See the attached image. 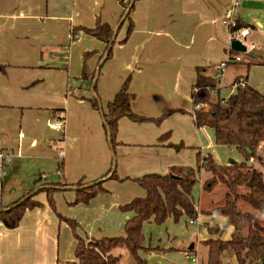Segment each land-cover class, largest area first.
Wrapping results in <instances>:
<instances>
[{"label":"crops","instance_id":"1","mask_svg":"<svg viewBox=\"0 0 264 264\" xmlns=\"http://www.w3.org/2000/svg\"><path fill=\"white\" fill-rule=\"evenodd\" d=\"M123 11L121 0H0V153L13 158L3 170L0 161V210L26 190L66 184L53 195L56 210L50 207L47 193L40 192L34 200L41 206L28 210L18 228L7 229L0 221V264L76 262L75 235L85 239L124 235L133 214L121 207L145 196L134 180L166 175L172 167L196 171L198 153L213 157L209 150L214 147V131L196 128L192 90L197 68L218 77L228 53L230 30L223 25L230 11L250 29L246 39L254 47L244 58L240 54L241 62L228 65L218 83V96L227 99L234 94L238 78L264 94V0H138L131 15L133 33L127 43L116 44L105 64L104 73L109 71L114 78H109L108 87L106 80L102 82L105 76L97 80L100 116L88 102L95 97L94 91L73 90L71 81L79 85L83 53H96L89 62L94 71L106 45L83 32L73 39V30L94 28L98 20L117 30ZM127 27L124 22L118 42L125 39ZM229 68L228 83L223 84ZM127 79L135 114L167 117L160 124L121 119L112 149L102 112ZM58 113L66 120L62 136L52 127ZM180 144L186 148L177 151L170 146ZM113 163L118 180L106 179V192L88 204L73 205L76 190L71 186L99 180ZM199 172L206 181L210 177L204 169ZM37 174L39 180L34 182ZM50 176L54 180H47ZM201 195L197 205L204 210L203 187ZM65 218L77 222L75 233ZM226 221L200 212L197 223L204 224L205 232L200 243L212 237L210 228H224ZM232 232V227L227 228L223 239L229 240ZM176 239L168 235L163 244L160 239L148 242L145 238L144 248L152 250L143 251L141 258L147 264H186L182 260L195 254L197 245L192 243L190 251V246L181 248Z\"/></svg>","mask_w":264,"mask_h":264},{"label":"trees","instance_id":"2","mask_svg":"<svg viewBox=\"0 0 264 264\" xmlns=\"http://www.w3.org/2000/svg\"><path fill=\"white\" fill-rule=\"evenodd\" d=\"M136 1L138 0H121L124 11L117 30L99 20L94 28L73 30V39L78 32H83L106 45L105 52L99 59V70L112 57L114 45L127 43L133 33L134 22L131 15ZM124 22H128L126 37L118 42L117 33ZM243 28H247V25L238 21L236 30ZM93 54L89 52L84 56L83 79L89 78L86 60ZM95 78L93 74L92 80ZM240 82V78L236 79L233 84L237 85L234 94L222 99L218 96L221 90L217 88L219 79L207 76L205 68H197L196 84L192 90V99L196 106L194 112L196 128L213 130L217 146L235 149L242 157V161L237 164L217 165L210 154L206 157L201 153L197 155L198 171L204 169L211 173V177L203 185V191L212 193L218 186L225 188L223 205L201 212L227 220L221 230L216 227L209 229L212 237L202 242L208 249L206 264H224L222 255L226 251L234 253L237 264H264V226L254 213L245 212L240 208V202H243L264 215V172L258 168V164L264 165V155L258 153L264 140V94L246 83L240 86ZM128 87L129 79L108 103L106 112H102L104 128L112 149L116 144L121 119L160 124L167 117L151 119L135 114L131 107L134 95L129 92ZM88 102L94 109L102 111L96 94L93 99H88ZM170 146L177 151L186 148L184 144ZM59 168L62 169V164ZM111 172L110 170L93 182L80 181L73 184L71 187L76 190L73 205L88 204L99 194L106 192L103 187L104 181L107 178L118 180L116 171L114 170L112 174ZM134 182L145 191V196L135 198L121 207L122 211L133 214L125 225L124 235L101 239H85L75 235L78 242L74 254L76 262L71 264H122V257L114 254V251L119 249L129 252L136 264H147L141 258L143 251H151L150 248L143 246L145 223L153 221L157 225H162L169 219L178 222L183 216L191 220L198 219L199 214L194 209L193 197L198 180L192 168L172 167L166 175L150 174ZM65 186V183H56L44 189L26 190L20 199L0 210V221L7 229L18 228L28 210L41 206L34 200L40 192L47 193L50 207L56 210L53 195ZM64 221L75 233L77 222L66 218ZM229 227L233 228V232L229 240H224V234Z\"/></svg>","mask_w":264,"mask_h":264},{"label":"rangeland","instance_id":"3","mask_svg":"<svg viewBox=\"0 0 264 264\" xmlns=\"http://www.w3.org/2000/svg\"><path fill=\"white\" fill-rule=\"evenodd\" d=\"M256 26H258V25H256ZM223 27L227 28V26L225 27L224 25H223ZM244 45L248 49L247 52L250 53L251 46H252V43L250 42V40L249 39L244 40ZM115 46L116 45H114V47ZM114 47H113V49H114ZM113 49H112V56H113ZM87 53H89V52H84L82 55V58H81V70H80V72H78V78H77L79 85H75L73 81H76V80H72L71 86H72L73 90H75L74 88L81 87L83 90L87 89L90 91H94V93H95V89H96L95 94L97 96H99L98 95V82H97V80L100 77L105 76L104 79H102V82H103V80H106V87H108L109 83H110L109 78L112 76V79H113L114 75L112 73L111 76L109 77V71L108 72L106 71L104 73V68H105L106 63H104L103 66L101 67V69L99 70L98 59L96 62L97 69L94 71L91 70V68H90L91 66H90L89 62H90L91 58L96 54L94 51H92V53H94V54L92 56L88 57V59L86 60V66H87V69L89 71V78L83 79L82 74H83V70H84V56ZM246 53L241 54L242 58H244L246 56ZM111 59H112V57L109 60H111ZM231 72H232V70H231ZM93 74H95V76H96L94 81L92 80ZM228 74H230V68L225 73V81L223 80L224 81L223 84L228 83V80H226L227 79L226 76H228ZM107 75H108V77H107ZM96 111L101 116L100 110L96 109ZM107 138L108 137H107V133H106V141L109 142V139L107 140ZM213 146L214 147L212 148V150H209V152L212 153L215 160L217 162L221 163V165H225L226 163H229V161L231 159H236V160L238 159V162L242 161L241 155L235 149L217 146L215 141H214ZM107 147L110 148V145H107ZM110 152H111L110 156L114 160V157L112 154L113 152H112L111 148H110ZM259 153L261 155H263L264 150L259 151ZM258 168H260L264 172V165L258 164ZM109 169L113 172L116 169V163H113V165L110 166ZM196 169H197V164H196ZM112 172H111V174H112ZM194 172L196 174V178L198 180V183L196 184V186L193 190V193H194L193 197L195 198V203L197 204L199 197L202 196L201 195L202 187H203V184L206 182V179L205 180L203 179V177H204L203 172L200 173L198 171V169ZM208 174L211 177V173L208 172ZM107 179H109V178H107ZM36 180H39V174L33 176V181L35 182ZM47 180L52 181V180H54V178L52 176H50L47 178ZM34 182H33V184H34ZM203 192L205 195L201 198V203L204 205L202 207V209H204V210H201L199 208V206L197 205L200 212L213 210V208H217V207H220L223 205L224 193H225V188L223 186L216 187V189L212 193H206L205 191H203ZM204 199H208L210 202H206ZM240 208L245 212L254 213L258 217V219L261 221L262 225L264 226V215L262 213L252 209L251 207H249L247 204H245L243 202H240ZM190 220L191 219H189L187 216H183L178 222H175L173 219H171L170 221L168 220L162 225H157L155 223L154 224L153 223L152 224L146 223L143 227V232H144L145 238H147L148 242H150V239L152 241H155L156 239H160V240H162V241H160V243L165 244L166 241L168 240V235H169L171 237H177L176 242H179L178 245H180L181 248H182V246L183 247L186 246L188 248L192 243H196V245H197L196 249H195L196 255L194 253L192 254L195 258V261H193L192 258H190V257H188V258L186 257L187 259L186 260L183 259L182 262H185L186 264H206L207 263V251L208 250L203 244L200 243V237L201 236L204 237V235H205V232L203 230L204 224L203 223H199V224L195 223L194 225H191ZM206 225L209 226V224H206ZM208 226H207V228H208ZM215 227L219 230L222 229L219 226H215ZM79 230L82 232V236H84L83 235L84 234L83 228L79 227ZM198 232H199V236H198ZM200 234H201V236H200ZM197 236H198V238H197ZM109 237H112V236H109ZM197 239H198V241H197ZM156 249H158V248H156ZM114 254L116 256L122 257V264H136L135 261L133 260L132 256L124 249L116 250V251H114ZM181 257H184V256H181ZM222 260H223L224 264H237L236 259H235V255L232 251L224 252L222 255Z\"/></svg>","mask_w":264,"mask_h":264},{"label":"built area","instance_id":"4","mask_svg":"<svg viewBox=\"0 0 264 264\" xmlns=\"http://www.w3.org/2000/svg\"><path fill=\"white\" fill-rule=\"evenodd\" d=\"M235 6H237V3L235 4ZM224 25H226L229 30H233V32H230V39H229V46H228V53H227V58L225 61H223L220 65H219V73H218V77L217 79L222 78V74L224 73V71L226 70V68L228 67V65L235 63V62H241L242 58L241 55L232 53L234 51H232L231 49V42L234 40H240L243 44H244V40L246 39V37L249 35L250 30L249 28H243L241 30H236L237 29V25H238V20L233 16V11H230L227 16L224 19ZM254 47V45L252 46ZM248 50V49H247ZM240 86H244L245 83L244 82H240L239 83ZM235 88L237 87L234 86ZM52 127L54 129V131L58 134H60L61 136L64 135L65 130H66V120L65 117L62 113H58L53 121H52ZM59 156H62V153H59ZM13 158L12 156L8 155V154H3L0 153V161H1V167L2 170L5 166L9 165L12 162ZM195 211L199 214V208L197 206V204H195ZM195 223H197V220H190V224L194 225ZM190 257L192 258L193 261H195L194 256L192 255V253L187 255V258Z\"/></svg>","mask_w":264,"mask_h":264},{"label":"water","instance_id":"5","mask_svg":"<svg viewBox=\"0 0 264 264\" xmlns=\"http://www.w3.org/2000/svg\"><path fill=\"white\" fill-rule=\"evenodd\" d=\"M231 49L234 52H237L239 54H244L247 52V47L240 41V40H234L231 42ZM235 160L231 159L229 161V164H237ZM190 172H188L189 174ZM194 249V244H191L189 247V250L192 251Z\"/></svg>","mask_w":264,"mask_h":264}]
</instances>
